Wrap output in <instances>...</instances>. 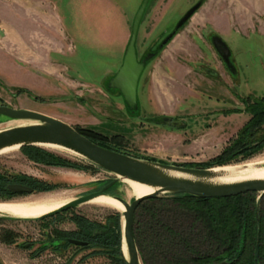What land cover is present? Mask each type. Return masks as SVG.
<instances>
[{
	"label": "rangeland",
	"instance_id": "374dc122",
	"mask_svg": "<svg viewBox=\"0 0 264 264\" xmlns=\"http://www.w3.org/2000/svg\"><path fill=\"white\" fill-rule=\"evenodd\" d=\"M142 1L0 0V104L42 112L107 136L122 135L125 139L115 147L146 160L198 164L219 155L249 120L248 97L264 96V12L246 0H203L164 45L200 0H150L136 44L140 60L150 57L140 79L139 110L132 113L109 82L122 64ZM215 34L230 47L235 70L215 49ZM22 122L2 118L0 129ZM44 148L82 167L36 163L21 148L2 153L0 172L11 178L6 189L12 195L0 189V201L73 199L115 177L82 156ZM261 160L264 145L252 157L214 167ZM11 184L32 192H13ZM112 189L134 198L124 184ZM260 203L264 206V196ZM150 205L145 201L137 208L140 218ZM74 209L66 215L80 213L110 227L111 215L120 212L100 204ZM56 223L72 227L68 221ZM42 228L41 222L0 220V264H63L72 254L71 264H113L111 251L75 254L70 247L36 255L33 242ZM6 230L18 235L16 243L2 241ZM158 258L149 263L168 264Z\"/></svg>",
	"mask_w": 264,
	"mask_h": 264
},
{
	"label": "trees",
	"instance_id": "16d2710c",
	"mask_svg": "<svg viewBox=\"0 0 264 264\" xmlns=\"http://www.w3.org/2000/svg\"><path fill=\"white\" fill-rule=\"evenodd\" d=\"M248 111L250 118L239 130L238 137L232 141L219 155L202 163H184L188 167H213L231 164L234 159L252 157L264 145V96H249ZM76 128L93 142L120 152L114 143L122 142V135L107 136L92 129ZM25 155L36 163L48 165H66L82 167L42 146L29 145L21 147ZM132 155V154H131ZM155 160V159H153ZM236 163V162H235ZM94 166L95 164H90ZM97 166V165H95ZM99 167V166H98ZM101 168V167H100ZM23 180H27L24 177ZM11 178L0 172V189L12 195L6 187ZM30 183L35 181L30 180ZM113 188V187H112ZM109 192H114V189ZM264 194L249 191L228 197H191L183 193L161 194L144 199L151 205L145 207L142 219L135 213V237L144 264H150L149 259L159 260V256L168 264H264V206L260 203ZM259 196V197H258ZM170 203H166L169 202ZM68 211L60 212L39 220L43 227H53L57 232L58 223L73 222L77 229L90 230L91 219L83 214ZM122 213L111 215L114 225H103L96 238L100 241L101 252L111 251L113 264H128L122 251ZM11 219L0 216V220ZM28 221V220H26ZM65 231V235H85L78 230ZM81 233V234H80ZM17 234L6 230L2 241L7 244L17 242ZM89 235L86 233V238ZM51 238V236H50ZM50 241H52L50 239ZM159 253V254H158ZM72 258H67L63 264H71ZM142 262V264H143Z\"/></svg>",
	"mask_w": 264,
	"mask_h": 264
},
{
	"label": "water",
	"instance_id": "95a60500",
	"mask_svg": "<svg viewBox=\"0 0 264 264\" xmlns=\"http://www.w3.org/2000/svg\"><path fill=\"white\" fill-rule=\"evenodd\" d=\"M150 0H143L138 8L132 25V33L125 50L122 64L115 75L111 78L109 85L120 91L130 112L139 110L138 89L141 76L146 68L147 58L140 60L137 51V37L140 24ZM203 0L192 6L179 20L175 30L170 33L163 44H167L185 24V22L202 5ZM212 42L218 54L232 71L235 70L231 58L232 51L228 44L217 34L212 36ZM162 44V45H163ZM20 120L33 122L28 125H14L0 129V150L6 147L18 145L19 148L29 145H57L70 149L79 156L90 161L108 172L114 174V178L100 189L79 195L59 208L43 214L36 218H16L23 220H39L65 210L76 208L98 196L109 195L121 202L125 210L122 212L124 222L122 224V243L125 242L128 250V264H142L140 251L136 242L134 224L135 213L139 204L147 198L161 194L183 193L191 197H228L246 193L249 191L264 194V180H248L231 184H209L197 180L177 178L168 175L167 171H177L196 177L211 176L213 167H188L161 161L146 160L131 154L120 152L101 146L82 134L74 125L51 115L24 108H14L9 105H0V120ZM166 120V118H164ZM44 147V146H43ZM124 180L145 184L156 188L153 192L134 197L131 200L122 195L110 193L109 190L117 184H123ZM9 189L13 192H32L22 184H11ZM9 202V201H0ZM73 243L84 244L82 241L71 240Z\"/></svg>",
	"mask_w": 264,
	"mask_h": 264
},
{
	"label": "bare ground",
	"instance_id": "6f19581e",
	"mask_svg": "<svg viewBox=\"0 0 264 264\" xmlns=\"http://www.w3.org/2000/svg\"><path fill=\"white\" fill-rule=\"evenodd\" d=\"M33 122H22L18 125H28ZM44 147H48L54 150L64 151L66 153H70L73 155H78V153L61 147L57 145H42ZM19 148L18 145H14L11 147H6L0 150V154L14 150ZM214 174L206 177H196L189 174L177 172V171H167L166 173L170 176L189 179V180H197L206 182L209 184H231L237 182H243L248 180H264V160L247 162L240 165L234 166H221V167H213L211 169ZM123 184L127 186L128 192L133 197H140L146 194L153 192L156 188L136 183L129 180H124ZM129 194V193H128ZM18 200L9 201L8 203L0 202V216H10L16 218H36L48 212H51L60 206L64 205L71 198L66 197H54V198H41V199H32V200ZM84 204H100L116 209L120 212L125 210L124 205L119 202L117 199L113 198L109 195L98 196ZM124 220V219H123ZM124 222V221H123ZM124 256L128 258V250L125 242L122 243Z\"/></svg>",
	"mask_w": 264,
	"mask_h": 264
},
{
	"label": "flooded vegetation",
	"instance_id": "af4514ba",
	"mask_svg": "<svg viewBox=\"0 0 264 264\" xmlns=\"http://www.w3.org/2000/svg\"><path fill=\"white\" fill-rule=\"evenodd\" d=\"M1 105V104H0ZM54 198V197H52ZM32 199H38V198H28V200H32ZM41 199V198H39ZM18 200H15V202H17ZM26 201V200H24ZM8 203V202H5ZM75 210L74 208L65 210V211H72ZM64 212V211H63ZM80 214V213H79ZM48 222V220H42L41 225L43 227V223ZM93 222L91 224L90 230H84V229H77V225H75L73 222H69L72 227L71 228H61L60 226H56L57 228V232H54L53 227H55L54 225H52L53 227H45L42 228L40 230V238H36L35 241L33 242L35 246V254L36 255H41L43 254L45 251L50 250L54 253H61L63 250H66L70 247H74V253L78 254L82 251H90L91 255L94 254H99L101 253V246H100V241L97 240V236L102 232L105 231V227H102L100 224H97V221L92 220ZM110 223V222H109ZM78 230L79 232H83L85 233V235H81V237H78V235H63L61 234L62 232H67V231H71V230ZM86 233H88L89 237L86 238ZM81 234V233H80ZM51 236V238H50ZM50 239L52 241H50ZM71 240H77V241H82L84 242V244H77V243H73ZM94 249V251H92ZM122 250H123V246H122ZM124 254V251H123ZM74 255V254H72ZM67 256L68 258L74 257V256ZM125 257V256H124Z\"/></svg>",
	"mask_w": 264,
	"mask_h": 264
},
{
	"label": "crops",
	"instance_id": "0c3cea01",
	"mask_svg": "<svg viewBox=\"0 0 264 264\" xmlns=\"http://www.w3.org/2000/svg\"><path fill=\"white\" fill-rule=\"evenodd\" d=\"M246 2L251 3L254 2L255 9L264 12V1L263 0H246ZM202 25H204V22H202Z\"/></svg>",
	"mask_w": 264,
	"mask_h": 264
}]
</instances>
